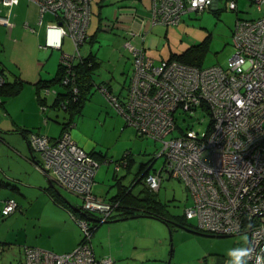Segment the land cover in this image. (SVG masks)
I'll return each instance as SVG.
<instances>
[{
	"label": "built area",
	"instance_id": "1",
	"mask_svg": "<svg viewBox=\"0 0 264 264\" xmlns=\"http://www.w3.org/2000/svg\"><path fill=\"white\" fill-rule=\"evenodd\" d=\"M19 1L0 0V26H13L11 9ZM25 1L37 6L38 25L45 14L55 19L45 26L42 50H59L65 37L71 40L73 53L60 56L67 75L82 60L93 0ZM248 1L257 9L264 5V0ZM150 2L151 14L144 24L164 27L178 25L185 14H200L218 5V0ZM228 7L235 10L236 2L230 1ZM23 27L33 31L26 23ZM132 35L128 31L124 43L133 66L125 95L120 97L106 86L95 87L137 136L162 144L154 159L163 157L161 168L144 176L140 185L158 192L165 178L181 181L191 200L183 212L186 220L194 219L196 229L206 234L245 238L249 255L243 259L247 264H264L258 259L264 257V16L236 21L234 54L226 69L175 60L155 63L144 47L132 41ZM3 82L0 75V85ZM69 83L68 77L62 81ZM71 91L77 94L73 86ZM197 111L210 119L204 135L191 128L183 130L177 123L179 116L192 118ZM29 144L41 157L38 168L55 187L80 198L78 212L87 216L71 214L82 232L73 251L57 255L26 246L25 264H112L111 258L96 259L90 242L98 223L105 222L118 206L92 193L100 162L77 145L68 127L56 139L32 133ZM125 157L116 163V171ZM17 208L14 199H6L1 217Z\"/></svg>",
	"mask_w": 264,
	"mask_h": 264
},
{
	"label": "crops",
	"instance_id": "2",
	"mask_svg": "<svg viewBox=\"0 0 264 264\" xmlns=\"http://www.w3.org/2000/svg\"><path fill=\"white\" fill-rule=\"evenodd\" d=\"M141 2L142 0H93L88 39L81 47L82 56H92L95 62L91 74L94 85L105 83L110 86L112 93L120 97L125 95L133 70L130 54L123 46V36L128 31L133 33L132 41L144 47L146 55L154 62L164 60L155 58L165 45L162 26L144 24L151 14V2L147 0L146 7H141ZM214 8L215 6L211 9ZM38 20L37 6L20 0L11 9L10 22L13 26L9 29L0 26V46L16 54L8 59L0 57L1 75L8 84L7 88L15 87L17 84L12 85L14 82H21L15 94L0 96V160L3 157L7 159L3 166L0 165V216L6 199H14L18 206L13 214L0 219V264H25L23 248L26 246L61 255L73 251L81 241L80 229L71 218V214L78 213L79 198L74 196L75 198L69 199L61 188L56 187L60 194L50 188L47 176L37 166L41 163V157L29 144L30 134L37 133L56 139L68 126L77 145L85 152L94 154L100 162L92 193L107 203L114 201L123 191L138 192L135 181L145 173L154 172L151 170L154 161L151 164H140L135 169L136 163L131 152L126 151L124 154L122 150L115 151L114 147L118 144L112 140L111 145L103 144L104 137L109 135L106 132L103 135L88 133L89 130L99 128L114 133L118 128L121 136L124 133L127 136L136 135L132 128L127 127L115 115V109L95 88L93 89L98 93L90 89L80 113L73 115L57 109L54 104L58 90L62 91L60 87L49 91L41 89V83L50 81L57 75L60 56L64 53L62 50L71 51L72 42L65 37L61 49L41 51L45 26L55 22V19L45 14L41 25H38ZM25 23L32 32L23 27ZM112 30L117 31L114 33ZM105 62L111 70L105 76L95 77L100 76V68ZM113 83H118L119 87H114ZM124 156L127 157L124 164L116 171V163H120ZM130 176L132 180L127 183ZM2 187H6L5 190ZM134 219L151 220L149 217L115 216L104 222L98 231L96 227L90 241L94 257L101 259L113 256L112 264H145L151 261L148 260L151 258L147 254V247L139 249L140 256L125 252L131 245L136 250L138 240H143L144 237L131 235L116 224L121 220ZM170 225L178 227L173 223ZM207 256L212 260L205 261V257L204 261L211 264L231 259L230 254L220 250L209 252ZM161 258L164 259L163 255Z\"/></svg>",
	"mask_w": 264,
	"mask_h": 264
},
{
	"label": "rangeland",
	"instance_id": "3",
	"mask_svg": "<svg viewBox=\"0 0 264 264\" xmlns=\"http://www.w3.org/2000/svg\"><path fill=\"white\" fill-rule=\"evenodd\" d=\"M230 1L236 2L235 10L229 9L228 4ZM146 6L147 0H142L141 7ZM263 16L264 5L260 9H257V7L251 4L248 0H218V5L214 9L205 11L200 14H185L182 16L181 22L178 25L169 27L162 26V36L165 43L163 47L164 51H161L163 48L159 50L158 56L155 58H163L164 60H166L167 58H169L170 54L178 55V57L189 55L190 61L200 65V68L219 66L223 69H226L228 67L229 59L234 54L232 34L236 21L256 20L262 18ZM165 30L167 31L166 35L164 36ZM116 31L117 30H112V32L114 33H116ZM126 39L127 36L124 35L123 46ZM195 46L197 48L193 49L192 52L190 51V54H187L188 50L191 49V47ZM67 50H69L68 46ZM41 51L43 50L41 49ZM44 51L48 52L51 50L48 49ZM62 51L64 53L71 54L73 53V46L71 51ZM14 55L16 54L11 52L7 48L5 49V47L3 49L2 45L0 46V57L8 59L9 57H13ZM170 57H172V55ZM173 59H175V57H173ZM155 63L158 62L155 61ZM100 70V76L95 77L105 76V73H108L111 70V67H109L105 62ZM8 76L12 77V75ZM117 84L113 83V86L118 88L119 85ZM92 90L94 89L92 88ZM94 91L97 92L96 90ZM87 96L88 95H86V97ZM114 113L122 119L124 124H126L122 116L117 114V112ZM176 116L178 117V113H176ZM75 119L78 118L76 117ZM209 120L210 119L207 114L201 111H197L192 118H187L182 115L179 116L177 123L183 130L191 128L199 135H204L207 131ZM126 126L132 128L128 125ZM118 130L119 129L117 128L114 130L116 132L112 133V131H105L104 129L99 128L97 130H89L88 133L91 135H103V132L109 134L108 136L104 135L105 137L103 139V144L111 145L110 142L112 140L118 144L117 147H114L115 151L117 149L122 150V152L124 151V154L126 151L131 152L132 158L136 163L135 169H137L140 164H151V160L155 158L161 151L162 144L160 142H155L148 138H142L135 134L127 136L124 133L121 136ZM89 134H87V136H89ZM173 135H177V132H175ZM6 160L7 159L3 157L0 160V165L3 166ZM163 161V157L154 160L151 170H158V168L162 166ZM131 180L132 177L130 176L127 183L131 182ZM2 188H4L3 190H5L6 187ZM141 188L142 186L140 184L136 186L137 191ZM9 191L12 192L11 190ZM158 191L159 193L154 195V200H156L159 204H155L154 206L157 210V213L166 218L167 222L165 221V223L161 220L152 218L151 220L134 219L124 221L121 220V222H118L116 225L119 224L120 226L117 227L123 228L125 232H128L131 235L136 234L138 237H144L143 240H138L136 250H133V247L131 245L130 249L127 247L125 251L126 253L140 256L141 253L139 252V249L142 247H147V254L151 258L148 260L151 261L145 264H167L168 260L170 261L169 264H211L210 262H205L212 260V258L207 256L209 252L214 253L217 252V250H220L225 254H229V250L234 247H245V238L218 236L209 237L203 236L205 234L197 235V232H189L188 230L186 231L185 229L179 227L172 226L171 228H169L167 225L168 223H172V219L174 218L173 216L177 217L178 219H182L184 209L191 203L190 195L187 188L181 181L172 178H165L162 181L160 190ZM63 193L67 197H69V199L71 197H74L73 195L68 194L65 191ZM77 201L80 202L78 204L80 206L82 203L81 199L79 198L77 199ZM73 202L76 201L73 200ZM74 206L75 205L73 204V207ZM117 214L118 213L115 212L113 214V217H115ZM67 215L68 219H70L68 213ZM0 219L6 218L0 216ZM187 224L195 227L196 221L194 219L188 220ZM103 225L104 222L98 223L97 231ZM117 230L118 229H116V231ZM80 231L81 230H79V233L82 238V232ZM112 239L114 241L115 238L113 237ZM159 239H161L162 241H159ZM162 255L164 259L161 258ZM205 257L207 258V260L204 261ZM107 258L114 259L113 256H107ZM229 261V258L228 260L224 259L220 264H229Z\"/></svg>",
	"mask_w": 264,
	"mask_h": 264
},
{
	"label": "trees",
	"instance_id": "4",
	"mask_svg": "<svg viewBox=\"0 0 264 264\" xmlns=\"http://www.w3.org/2000/svg\"><path fill=\"white\" fill-rule=\"evenodd\" d=\"M196 48H197L196 46L191 47V49L188 50L187 54H190V51L192 52V50ZM173 57H175V59H173ZM169 60H175L180 63L199 67V68L201 67L197 63L190 61L189 55L181 56V57H178V55H172V57ZM94 67H95V62L92 59V56H88V57L82 56V60L75 62L72 65L71 70L66 75L65 73L66 68L59 61L57 75L55 76L54 79L50 81H44L43 83H41V87H42L41 89H43L44 91L45 90L49 91L50 89L60 87L62 91L60 92V90H58L56 94V98L54 99V104L57 107V109L62 110L66 113L68 112L70 115H73L75 113L79 114L82 108V105L87 98L86 95L88 91H90V89L92 88L96 89V87L94 86H106L109 90H111L110 86L105 83L104 84L99 83V84L94 85V82L91 77ZM0 75H1V72H0ZM65 77H68L70 80V83L68 85L62 84V81ZM20 83L18 81L14 82L12 85L15 86L17 84L15 87L7 88L8 84L4 80V82L0 85V96L15 94L18 91L17 87L19 86ZM72 86L77 89L76 95H73V93H71ZM88 154L96 160V158L94 157L95 156L94 154H91V153H88ZM154 159L155 158H153L151 162H153ZM147 174L148 173H145L143 176H140L135 181L134 185L140 184V181ZM50 188L49 190L53 193V191ZM155 194H157V192H151L142 186V188L136 193H132L131 191L127 193H125V191L121 192V194L114 201L110 203H118L117 208L114 210V212L118 213L116 216H122L124 218H128V217L133 218V217H139L142 215H148V216L156 217L158 220L160 219L162 221L167 222L166 218H164L162 215L157 213V210L154 205L155 204L158 205L159 203L156 200H154ZM113 214L105 222H108V220L113 217ZM77 215L81 217L87 216L84 213H82V211H79ZM173 217L174 218L172 219L173 221L172 223L178 226L179 228L194 231L202 235L205 234L208 236H214V235L201 232L198 229H196V227H192L189 224H187L188 220H186V218L184 217V214H183L182 219H178L175 216ZM168 227L171 228V225L169 223H168Z\"/></svg>",
	"mask_w": 264,
	"mask_h": 264
},
{
	"label": "clouds",
	"instance_id": "5",
	"mask_svg": "<svg viewBox=\"0 0 264 264\" xmlns=\"http://www.w3.org/2000/svg\"><path fill=\"white\" fill-rule=\"evenodd\" d=\"M230 261L229 264H247V260L243 259L249 255V249L238 246L229 250ZM259 260L264 261V257H258Z\"/></svg>",
	"mask_w": 264,
	"mask_h": 264
},
{
	"label": "water",
	"instance_id": "6",
	"mask_svg": "<svg viewBox=\"0 0 264 264\" xmlns=\"http://www.w3.org/2000/svg\"><path fill=\"white\" fill-rule=\"evenodd\" d=\"M42 172L44 173L45 176H47L44 171H42ZM47 181H48L49 186L51 188H53L58 194H60L59 191L56 189V187L53 185V183L48 179V177H47ZM139 217H149V218H152V219H157L156 217L148 216V215H142V216H139ZM169 262L170 261L168 260L167 264H169Z\"/></svg>",
	"mask_w": 264,
	"mask_h": 264
}]
</instances>
